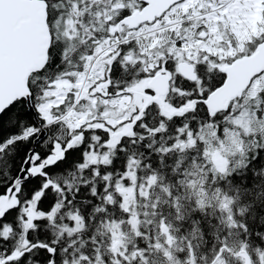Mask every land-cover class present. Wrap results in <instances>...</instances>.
<instances>
[{
    "label": "snow or ice",
    "instance_id": "1",
    "mask_svg": "<svg viewBox=\"0 0 264 264\" xmlns=\"http://www.w3.org/2000/svg\"><path fill=\"white\" fill-rule=\"evenodd\" d=\"M0 264H264V0H0Z\"/></svg>",
    "mask_w": 264,
    "mask_h": 264
}]
</instances>
